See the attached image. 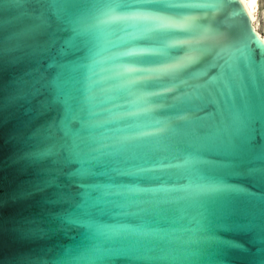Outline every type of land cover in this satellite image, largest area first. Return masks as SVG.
<instances>
[{"label":"snow or ice","instance_id":"1","mask_svg":"<svg viewBox=\"0 0 264 264\" xmlns=\"http://www.w3.org/2000/svg\"><path fill=\"white\" fill-rule=\"evenodd\" d=\"M12 2L34 5L25 15L38 39L13 99L34 118L55 113L18 158L35 168L34 191L56 211L53 227L91 235L84 252L46 248L17 264H230L235 251L264 264V60L251 55V44L264 53V40L203 43L218 33L197 16L220 11L225 0ZM15 51L0 43V58ZM203 55L211 60L189 71ZM110 81L118 83L98 87ZM133 89L151 106L95 119L99 96ZM165 93L174 95L163 126L139 120L160 124L151 113L164 105L153 98ZM114 123L111 134L98 133ZM241 176L262 191L228 183ZM237 195L247 207H236ZM164 201L179 213V228L155 223L151 209ZM22 231L46 235L34 221ZM225 234L244 235L251 247Z\"/></svg>","mask_w":264,"mask_h":264},{"label":"water","instance_id":"2","mask_svg":"<svg viewBox=\"0 0 264 264\" xmlns=\"http://www.w3.org/2000/svg\"><path fill=\"white\" fill-rule=\"evenodd\" d=\"M34 5L16 6L12 0H0V43L5 48H17L11 56L0 58V264H17L23 257L35 255L44 249H55L57 252L69 249L78 252L87 250L91 243V235L82 227L55 228L53 221L56 211L49 205L42 204V198L46 193L34 191L36 178L35 168L20 160L19 155L29 150L31 144L27 141L29 134L44 121L51 119L55 113L49 112L35 117V113L26 111L28 105L23 101H16L20 90L19 77L33 64L34 52L38 44L29 31L32 21L25 10ZM196 22L210 27L217 35L203 39V43L210 46H221L233 40H243L248 35L262 40L256 33L252 19L241 0H225L220 6V11H209L206 15L201 13L197 16ZM261 47H264L262 45ZM252 59L257 63L264 60V53L256 44H251ZM183 55V53H181ZM13 57H22L20 63L13 62ZM211 60V55H203L199 61L192 65L189 71L200 68ZM107 73H105L106 75ZM211 74V72L209 73ZM160 81V83H164ZM118 81H110L108 84L98 87H107ZM141 92L133 89L125 93H105L98 97L96 110L99 115L96 120L103 121L109 115L123 111H140L151 105L144 104L140 100ZM174 93H165L162 97L153 98L158 100L161 107L151 115L161 119L156 125L150 117L138 118L149 126H163L166 122L165 113L167 105L172 104ZM115 96L114 99L110 97ZM35 101H33V105ZM112 108V112H104L102 109ZM119 126V123L104 124L97 131L98 133L111 134ZM184 145L181 144L175 151L182 155ZM156 175V174H153ZM127 179V178H119ZM228 183L246 188L250 191L260 193V188L253 186V181L248 177H229ZM75 191V188H72ZM150 197H138L137 202L142 203ZM236 207L243 209L247 203L243 195H237ZM249 210L251 208L249 207ZM152 215L156 217L155 223L162 227L181 226L179 213L169 201L161 203L159 208L151 209ZM34 221L46 235L29 236L22 231L25 222ZM185 225L186 221L183 222ZM227 238L240 241L246 247L248 237L244 235L225 234ZM230 264H251V257L235 251L228 257ZM61 264H78L74 259H67ZM114 264H120L114 261Z\"/></svg>","mask_w":264,"mask_h":264},{"label":"bare ground","instance_id":"3","mask_svg":"<svg viewBox=\"0 0 264 264\" xmlns=\"http://www.w3.org/2000/svg\"><path fill=\"white\" fill-rule=\"evenodd\" d=\"M241 1L252 19L253 27L256 33L262 40H264V34L260 33L259 31V26H258L257 16H256V11L258 8V0H241Z\"/></svg>","mask_w":264,"mask_h":264},{"label":"rangeland","instance_id":"4","mask_svg":"<svg viewBox=\"0 0 264 264\" xmlns=\"http://www.w3.org/2000/svg\"><path fill=\"white\" fill-rule=\"evenodd\" d=\"M257 22L260 33L264 34V0H258V8L256 11Z\"/></svg>","mask_w":264,"mask_h":264}]
</instances>
